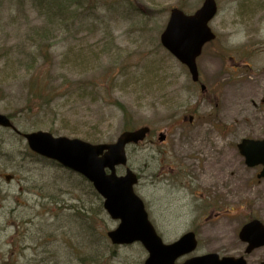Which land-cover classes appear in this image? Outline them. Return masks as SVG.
Returning <instances> with one entry per match:
<instances>
[{
	"label": "rangeland",
	"instance_id": "obj_1",
	"mask_svg": "<svg viewBox=\"0 0 264 264\" xmlns=\"http://www.w3.org/2000/svg\"><path fill=\"white\" fill-rule=\"evenodd\" d=\"M120 1L73 0L80 11L64 23L52 0H0V112L17 111L22 132L91 142H114L128 128L151 125L150 140L127 148L128 165L141 177L136 191L159 219L160 235L172 242L196 227L195 254H233L242 226L251 218L264 222L261 166L249 167L238 149L243 138H264V0H217V38L198 58L203 92L160 36L171 8L193 13L204 0L111 7ZM33 81L56 99L30 111L24 106L35 94ZM95 82L105 85L101 94H92ZM163 131L164 144L157 140ZM190 173L195 194L183 187ZM215 196L223 214L208 223L202 214ZM103 202L83 176L32 156L23 136L0 127V264H144L141 243L109 240L119 221ZM262 260L264 246L253 255Z\"/></svg>",
	"mask_w": 264,
	"mask_h": 264
},
{
	"label": "water",
	"instance_id": "obj_2",
	"mask_svg": "<svg viewBox=\"0 0 264 264\" xmlns=\"http://www.w3.org/2000/svg\"><path fill=\"white\" fill-rule=\"evenodd\" d=\"M215 0H206L203 7L192 16L182 10H172L170 20L161 35L162 44L186 64L193 80H199L197 57L203 46L215 38L209 21L215 17ZM205 89V86H203ZM0 125L13 127L10 118L0 113ZM149 127L124 132L117 143L91 144L81 139L54 137L49 132L38 131L25 134L31 148L38 153L61 162L64 166L82 173L106 198L105 208L109 214L120 219V226L109 232L114 243L125 244L141 241L150 252L146 264H179L177 259L196 250L198 242L193 232L187 233L172 244H165L148 219L143 201L134 192L137 175L128 169L126 175L118 176L117 165L127 164L126 145L143 140ZM241 154L250 166L264 165V140L243 139L239 144ZM106 168L111 169L107 174ZM264 177V169L259 174ZM10 177H8L9 179ZM250 248L264 244V225L259 220L247 224ZM181 264H246L243 259L220 258L217 253L195 256Z\"/></svg>",
	"mask_w": 264,
	"mask_h": 264
},
{
	"label": "trees",
	"instance_id": "obj_3",
	"mask_svg": "<svg viewBox=\"0 0 264 264\" xmlns=\"http://www.w3.org/2000/svg\"><path fill=\"white\" fill-rule=\"evenodd\" d=\"M52 1H53V3H54V6L57 8V11H58V12H56V13H57L58 15H61V16H60V19H61L64 23H68V22H70L74 17H76L77 12L80 11V10H77L76 8H73V6H74V5H73V0H52ZM125 1H131V0H121L120 2H113V3H111L110 5H111V7H114V6H116V5H120L121 3H125ZM92 4H94V3H86V7H88V6L92 5ZM92 9H93V8L90 7L89 10H87V11L85 12V14H86L87 12L91 11ZM82 11H84V10H82ZM81 13H84V12H81ZM85 14H84V15H85ZM66 21H68V22H66ZM40 53H41V52H40ZM41 55H42V54H41ZM46 57H47V56H46ZM95 83H96V82H95ZM100 86H105V85H104V84H97V83H96V84L93 86L94 91L97 92V93H99V94H101V93L97 91V88L100 87ZM31 88H32L31 91H32L33 93H35V94L32 96V99H30V98L28 97V99H27V101H26V103H25L26 106H24L25 109H29L30 111H33L35 107H36V108H38L39 106L43 107V106L46 105V104H50L49 102H54V99H56V96L53 98V97L47 95V93H44V90L41 89V88H39V87L37 86L36 82H34V81L31 82ZM77 88H78L79 92L88 89V88L85 87V86H78ZM97 93H96V94H97ZM47 98H48V99H47ZM49 98H50V100H49ZM33 100H35V101L42 100V103H35ZM47 100H48V101H47ZM43 101H44V102H43ZM119 105H120V107L123 109V111H126L125 106H123V105H121V104H119ZM26 107H27V108H26ZM16 114H17V111L9 112V115H10L12 118H14V117L16 116ZM52 129L54 130V128H52ZM57 131H58V130H57Z\"/></svg>",
	"mask_w": 264,
	"mask_h": 264
},
{
	"label": "flooded vegetation",
	"instance_id": "obj_4",
	"mask_svg": "<svg viewBox=\"0 0 264 264\" xmlns=\"http://www.w3.org/2000/svg\"><path fill=\"white\" fill-rule=\"evenodd\" d=\"M164 140H168V135H166L164 137ZM166 143L165 141L163 142V144ZM195 180L196 177L193 176V174H186L184 181H183V187L186 188L187 190H189L192 194H195ZM202 207V204H201ZM204 207V206H203ZM221 206L218 204V202L216 201V196L215 199L208 203L207 206H205V210L203 212V216H205L206 220H208V223H212L216 220H218L220 218V215L223 214V212L221 211ZM254 218H251L249 221L253 220ZM158 218L154 217V221L158 222ZM248 221V222H249ZM193 225H196V222H193ZM206 224H199V227H197V229H201L205 226ZM196 227H194L191 230H195ZM239 235V232H238ZM240 237V235H239ZM239 245L237 247H235V249L233 250V254H227V255H233L235 257H244L247 261V264H262V262H255L253 261V255L255 254L257 249H253L251 251L248 250L249 244L245 241H243L241 238L239 240ZM224 256V255H222Z\"/></svg>",
	"mask_w": 264,
	"mask_h": 264
}]
</instances>
